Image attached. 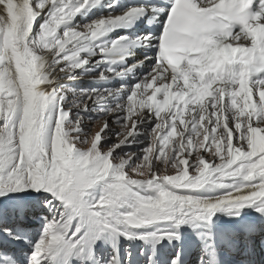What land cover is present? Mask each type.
<instances>
[{"label": "snow or ice", "instance_id": "6c2138e0", "mask_svg": "<svg viewBox=\"0 0 264 264\" xmlns=\"http://www.w3.org/2000/svg\"><path fill=\"white\" fill-rule=\"evenodd\" d=\"M0 264H264V0H0Z\"/></svg>", "mask_w": 264, "mask_h": 264}, {"label": "rangeland", "instance_id": "374dc122", "mask_svg": "<svg viewBox=\"0 0 264 264\" xmlns=\"http://www.w3.org/2000/svg\"><path fill=\"white\" fill-rule=\"evenodd\" d=\"M79 24H83L84 22L83 21H79L78 22ZM114 87L116 86V85H113ZM113 128H116V127H118L116 124H114V123H112V125H111ZM141 130H143V129H141ZM113 139H115V137H113ZM142 146H146V145H142ZM141 146V147H142ZM140 150V148L139 147H137V146H133V147H131V148H126L125 149V151L126 152H129V153H133V152H137V151H139ZM191 171V170H190ZM163 174V173H162ZM166 174H173V172H172V170H169Z\"/></svg>", "mask_w": 264, "mask_h": 264}, {"label": "bare ground", "instance_id": "6f19581e", "mask_svg": "<svg viewBox=\"0 0 264 264\" xmlns=\"http://www.w3.org/2000/svg\"><path fill=\"white\" fill-rule=\"evenodd\" d=\"M79 21H83V22H85L82 18L79 19V20H77V23H78ZM145 67H147V65H145ZM82 79L84 80V84L82 85L83 87L95 86V85H91V84L89 83V80H90L89 77H83Z\"/></svg>", "mask_w": 264, "mask_h": 264}]
</instances>
